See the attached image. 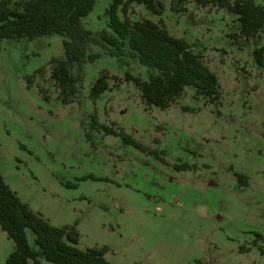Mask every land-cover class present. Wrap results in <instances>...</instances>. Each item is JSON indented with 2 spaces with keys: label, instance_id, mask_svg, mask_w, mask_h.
Masks as SVG:
<instances>
[{
  "label": "rangeland",
  "instance_id": "374dc122",
  "mask_svg": "<svg viewBox=\"0 0 264 264\" xmlns=\"http://www.w3.org/2000/svg\"><path fill=\"white\" fill-rule=\"evenodd\" d=\"M160 1L162 15L133 3L129 18L186 40L218 76L220 101L187 87L169 109L148 107L126 80H146L147 68L92 45L100 58L83 65L80 93L64 105L50 65L64 57V37L3 40L0 172L33 212L54 227L77 225L78 247H107L112 264H264V28L246 38L225 9ZM110 3L96 1L87 30L109 31ZM103 72L110 89L94 101ZM14 249L0 227V264Z\"/></svg>",
  "mask_w": 264,
  "mask_h": 264
},
{
  "label": "trees",
  "instance_id": "16d2710c",
  "mask_svg": "<svg viewBox=\"0 0 264 264\" xmlns=\"http://www.w3.org/2000/svg\"><path fill=\"white\" fill-rule=\"evenodd\" d=\"M96 1L0 0V42L33 41L54 34L64 37V57L50 61L51 78L64 105L74 103L80 93L83 65L100 58V54L88 52L92 45L104 48L107 54L120 61L134 59L147 68L146 80L130 73L126 74V80L137 83L141 99L148 107L169 109L183 97L187 87L194 88L197 96L210 103L220 101L218 76L186 40L175 37L153 20L132 21L128 16L133 3L144 6L154 15H162L165 10L163 2L111 0L106 10L109 31L93 33L84 27L83 20L93 11ZM191 1L202 7L213 5L237 15L243 37H255L264 28V6L257 0H236L234 3L230 0ZM120 12L124 14L123 19ZM76 67L77 74L73 72ZM43 71L39 69L36 74ZM33 79L34 75L28 77V86H32ZM108 79L107 72L97 78L90 91L91 99L95 101L110 89ZM93 118L98 124L97 116ZM107 132L117 134L109 129ZM125 141L141 147L128 138ZM236 175L244 184L243 176ZM0 227L15 243V249L5 264H43V260L53 264H112L106 259L107 247L86 250L78 247L80 234L77 225L54 227L41 214L33 212L6 184L1 172ZM28 230L35 236V247L28 242Z\"/></svg>",
  "mask_w": 264,
  "mask_h": 264
}]
</instances>
